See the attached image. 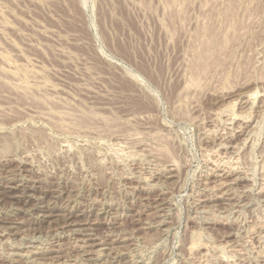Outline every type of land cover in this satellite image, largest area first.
<instances>
[{
	"label": "rangeland",
	"instance_id": "obj_1",
	"mask_svg": "<svg viewBox=\"0 0 264 264\" xmlns=\"http://www.w3.org/2000/svg\"><path fill=\"white\" fill-rule=\"evenodd\" d=\"M97 263L264 264V0H0V264Z\"/></svg>",
	"mask_w": 264,
	"mask_h": 264
},
{
	"label": "bare ground",
	"instance_id": "obj_2",
	"mask_svg": "<svg viewBox=\"0 0 264 264\" xmlns=\"http://www.w3.org/2000/svg\"><path fill=\"white\" fill-rule=\"evenodd\" d=\"M208 33H209V32H207V34H208ZM212 37H213V36H212ZM212 37H211V38H212ZM206 38H207V37H206ZM213 40H214V38H213ZM207 41H209V39H208ZM213 42H215V41H213ZM202 43H203V42H202ZM203 44L206 45V44H208V42H207V43H203ZM209 44H210V43H209ZM200 45H202V44H200ZM212 45H213V44H212ZM206 46H207V45H206ZM210 46H211V45H210ZM202 47H203V46H202ZM198 48H199V47H198ZM203 49H204V48H203ZM207 49H208V48H207ZM209 49H211V48H209ZM205 50H206V48L204 49V52H205ZM200 51H201V50H200ZM207 51H208V50H207ZM204 52H203V53H204ZM200 53H201V52H200ZM205 53H206V52H205ZM201 55H203V54H201ZM206 55H207V54H206ZM206 55H205V57L207 58L208 55H207V56H206ZM199 57H200V56H199ZM202 58H204V57L202 56ZM197 59H198V58H197ZM210 59H211V58H210ZM203 60H204V59H203ZM205 60L207 61V59H205ZM200 61H201V60H200ZM204 63H206V62L204 61ZM207 64H209V63L207 62ZM207 64H206V66H207ZM198 65H199V63H198ZM203 66H205V65L203 64ZM196 67H197V66H196ZM198 67H199V66H198ZM16 85H17V84H16ZM230 114H231V113H230ZM235 117H236V116H235ZM243 120H244V119H243ZM241 123H242V122H241ZM249 124H250V123H249ZM244 128H245V127H244ZM223 144H224V143H223ZM229 158H230V157H229ZM230 160H231V159H230ZM24 161H25V160H24ZM221 167H222V166H221ZM226 168H227V167H226ZM168 171H169V170H168ZM172 171H173V170H172ZM227 177H228V176H227ZM6 178H7V177H6ZM34 180H35V179H34ZM220 180H221V179H220ZM215 181H216V180H215ZM223 181H224V180H223ZM227 181H228V180H227ZM230 181H231V180H230ZM221 182H222V181H221ZM16 183H17V182H16ZM206 183H207V182H206ZM217 185H218V184H217ZM223 185H224V184H223ZM261 195H262V194H261ZM218 196H219V195H218ZM216 197H217V196H216ZM232 197H233V196H232ZM161 203H162V202H161ZM205 203H206V202H205ZM156 204H157V203H156ZM98 217H99V216H98ZM34 219H35V218H34ZM66 220L69 221V224L74 223L73 221L70 220L69 217H67ZM74 221H75V220H74ZM66 223H67V222H66ZM79 223H80V222H79ZM160 223H161V222H160ZM67 225H68V223H67ZM60 227H61V226H60ZM147 227H148V226H147ZM3 231H4V230H3ZM102 236H103V235H102ZM74 240H75V239H74ZM87 240H89V239H87ZM100 240H101V239H100ZM123 240H124V239H123ZM138 240H139V239H138ZM88 242H89V241H88ZM100 242H101V241H100ZM15 243H16V242H15ZM47 243H48V242H47ZM85 244H86V243H85ZM104 244L106 245V243L102 242V245H104ZM196 244H197V243H196ZM196 244H194V246H195ZM82 245H83V244H82ZM97 245L99 246V243H97V242H96V243H93V242H92V243L86 244V246H82V248H83V247H90V246L94 248V247L97 246ZM100 246H101V245H100ZM126 246H128V245H126ZM198 246H199V245H198ZM206 246H207V245H206ZM192 247H193V246H192ZM28 248H29V247H28ZM132 248H133V247H132ZM109 249H110V248H109ZM112 250H113V249H112ZM52 251H53V250H52ZM84 251H91V250H88V249H87V250H84ZM96 251H97V250H96ZM98 251H99V250H98ZM98 251H97V252H98ZM195 251H196V249H195ZM97 252H96V253H97ZM10 253H11V252H10ZM34 253H35V252H34ZM124 253H125V252H124ZM87 254H88V253H87ZM89 254H90V253H89ZM98 254H99V253H98ZM20 255H21V254H20ZM22 255H23V254H22ZM27 255H28V254H27ZM113 255H114V254H113ZM134 255H135V254H134ZM43 256H44V255H43ZM98 256H99V255H98ZM47 257H48V256H47ZM66 260H67V259H66ZM123 262H124V261H123ZM118 263H119V262H118ZM97 264H98V263H97Z\"/></svg>",
	"mask_w": 264,
	"mask_h": 264
}]
</instances>
